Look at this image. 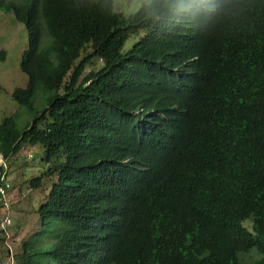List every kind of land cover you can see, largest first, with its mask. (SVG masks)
I'll list each match as a JSON object with an SVG mask.
<instances>
[{
	"label": "trees",
	"instance_id": "1",
	"mask_svg": "<svg viewBox=\"0 0 264 264\" xmlns=\"http://www.w3.org/2000/svg\"><path fill=\"white\" fill-rule=\"evenodd\" d=\"M204 5L0 0L28 33L0 156L44 149L37 213L66 227L20 264H264V0Z\"/></svg>",
	"mask_w": 264,
	"mask_h": 264
},
{
	"label": "rangeland",
	"instance_id": "2",
	"mask_svg": "<svg viewBox=\"0 0 264 264\" xmlns=\"http://www.w3.org/2000/svg\"><path fill=\"white\" fill-rule=\"evenodd\" d=\"M141 7V0H115V9L129 16ZM135 37L129 41L130 48ZM28 46V33L25 26L11 13L0 11V52H6L5 60L0 61V122L3 118L11 116L12 111L6 112V108L15 110L16 103L12 100L13 91L25 88L28 82L27 76L20 69V61L24 50ZM102 66L100 60L94 59L85 70V75L98 70ZM39 101L41 96L39 94ZM27 119V116H25ZM46 152L39 145H22L19 153L8 160L12 190L10 191V204L13 210L12 226L7 235L0 233V263L8 260L12 254L15 264H20V256L24 250V244L32 241V247L37 249L47 248L54 244L65 233L66 227L60 222H52L43 226L37 213L40 205L46 201L52 186L51 179H45L41 188H32L31 180L40 177L48 168L43 160ZM244 225L251 229V222ZM22 229V230H21ZM21 230V231H20ZM20 231V232H19ZM8 247L12 250L8 255ZM257 256L248 258L250 264L255 263Z\"/></svg>",
	"mask_w": 264,
	"mask_h": 264
},
{
	"label": "built area",
	"instance_id": "3",
	"mask_svg": "<svg viewBox=\"0 0 264 264\" xmlns=\"http://www.w3.org/2000/svg\"><path fill=\"white\" fill-rule=\"evenodd\" d=\"M0 167L3 168V170L0 168V181H3V186L0 188V227L2 229H6L11 224V204L8 200V194L12 185L10 183V179L8 178V164L3 158H0ZM0 264H12V258L5 262H1Z\"/></svg>",
	"mask_w": 264,
	"mask_h": 264
},
{
	"label": "clouds",
	"instance_id": "4",
	"mask_svg": "<svg viewBox=\"0 0 264 264\" xmlns=\"http://www.w3.org/2000/svg\"><path fill=\"white\" fill-rule=\"evenodd\" d=\"M215 4H216V0H205V5L204 6H202V7H200V9H199V11H198V19L199 18H201L202 16H204V15H206L207 14V10L209 9V8H213V9H215ZM20 152V151H19ZM18 152V153H19ZM0 158H3V156H0ZM4 159V158H3ZM6 162H7V164H8V160H6V159H4ZM8 170L10 171V167H9V165H8ZM9 175H10V173H9ZM11 190H12V188H11ZM10 190V191H11ZM10 193V192H9ZM9 195V194H8ZM10 198H9V196H8V200H9ZM10 201V200H9ZM0 207H1V205H0ZM12 216H13V210H12V208H11V215H10V219H11V224L6 228V229H2L1 227H0V233H2V234H5V235H7L8 234V232H9V228L12 226ZM8 255H10V253H11V249L8 247ZM10 258H12V264H15V256L12 254V256H10ZM9 258V259H10ZM7 261V260H6ZM5 262V261H4Z\"/></svg>",
	"mask_w": 264,
	"mask_h": 264
},
{
	"label": "bare ground",
	"instance_id": "5",
	"mask_svg": "<svg viewBox=\"0 0 264 264\" xmlns=\"http://www.w3.org/2000/svg\"><path fill=\"white\" fill-rule=\"evenodd\" d=\"M135 41L137 40V38L135 37V39H134ZM135 41H134V43H135ZM2 175H3V172H2ZM2 186H3V181L1 180L0 181V188H2Z\"/></svg>",
	"mask_w": 264,
	"mask_h": 264
},
{
	"label": "crops",
	"instance_id": "6",
	"mask_svg": "<svg viewBox=\"0 0 264 264\" xmlns=\"http://www.w3.org/2000/svg\"><path fill=\"white\" fill-rule=\"evenodd\" d=\"M9 194H10V193H9ZM8 196H9V195H8ZM9 198H10V196H9ZM10 199H11V198H10ZM10 199H9V200H10ZM0 202H1V200H0ZM21 230H22V229H21ZM21 230H20V231H21ZM20 231H19V232H20Z\"/></svg>",
	"mask_w": 264,
	"mask_h": 264
}]
</instances>
